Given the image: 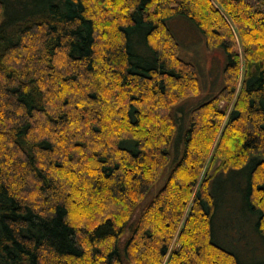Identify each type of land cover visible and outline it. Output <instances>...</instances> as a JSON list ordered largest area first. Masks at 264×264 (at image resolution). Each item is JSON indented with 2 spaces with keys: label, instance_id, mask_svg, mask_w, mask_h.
<instances>
[{
  "label": "trees",
  "instance_id": "1",
  "mask_svg": "<svg viewBox=\"0 0 264 264\" xmlns=\"http://www.w3.org/2000/svg\"><path fill=\"white\" fill-rule=\"evenodd\" d=\"M106 2L119 10L99 19L102 26L114 27L100 35L85 0H0V264H160L195 187L179 234L182 249L174 251L171 263L178 257L175 264H243L218 245L211 183L231 171L247 179L245 203L264 240V208L258 203L264 197V55L257 47L252 50L229 114L225 134L234 148L227 147L226 155L218 149L221 164L197 185L218 112L212 101L199 105L190 110L188 126L186 120L179 130L172 111L179 93L172 94V85L190 94L197 69L179 57L180 45L168 23L185 17L208 39L201 23L210 22L216 10L205 0ZM219 3L229 16L264 31V0ZM218 46L226 55L222 92L227 95L220 92L217 98L230 101L235 86L229 87L228 80L238 71V59L231 44ZM102 76V84L109 83L104 86L110 89L109 100L115 97L112 110L119 130L125 126L128 131L115 136L113 153L106 155L90 152L85 136L67 132L72 124L80 126L93 145L108 150L95 141L105 135L106 101L98 95ZM52 84L76 92L87 85L88 92L71 102L53 96ZM146 99L156 112L150 133L144 128L150 116L138 108ZM59 137L67 139L65 148L56 144ZM72 150L89 154L90 160ZM87 162L94 165L92 178L81 177L78 189L69 186L71 193L48 172L80 177ZM74 198L88 202L91 211L80 220L92 224L89 228L70 222ZM231 222L230 216L229 228L235 229Z\"/></svg>",
  "mask_w": 264,
  "mask_h": 264
},
{
  "label": "rangeland",
  "instance_id": "2",
  "mask_svg": "<svg viewBox=\"0 0 264 264\" xmlns=\"http://www.w3.org/2000/svg\"><path fill=\"white\" fill-rule=\"evenodd\" d=\"M201 1L203 2L204 0ZM205 1L207 3H210L216 10L215 13L210 12L212 17L210 19V22L204 19V21L201 23L208 35V39L200 32L198 28H196V26L192 25V23H190V21H188V19L185 17H175L168 23L171 32L180 45L179 57L183 61L192 63L197 69L196 83L195 85H193L194 88L190 94L187 95L186 90H182V88H179L178 85H172V94L176 95L179 93V96L175 98L176 100L172 99L174 100V107L172 111L174 110L177 116V121H179V130L185 128L186 120L188 126L190 110L198 107L199 105H203L208 101H212L216 112H218V114L215 116L218 127L215 132L214 140L210 145L211 148H209V155L204 164L197 185L202 181V178L207 172L209 174H212L217 165L221 164L220 155L219 153H217L218 149L220 150V152H223V154L226 155L227 147H231L232 149L234 148V143L229 141V134H225L229 114L240 95L241 83L245 74V70L247 68V63L252 62V50L254 49V47H257L258 49L256 50V52L260 55H264V31L260 28V26H257L256 23L251 26L249 22L243 23L242 21H240V19L235 18V16H229V14L226 12V9H224L220 5V0ZM85 2H87L86 4L91 14L90 16L94 17L95 19L96 27L101 33L100 35H103L102 33L106 31L112 33L114 27L112 25L102 26V23L101 21H99V19L104 18V16H107L110 12L117 14L119 9L107 4L106 0H100V3L97 0H94L93 2H88V0H85ZM199 6L201 7V5ZM201 9L205 11V6L203 8H200V11ZM247 16L251 17L252 13L248 11ZM110 21L112 22L111 19ZM116 23L117 22H115V24ZM249 32L252 33V36ZM100 35L97 37L98 42H101ZM153 42L156 45H165V43L162 44L160 43V40L157 39H153ZM219 42H225L226 44H231L233 46V50L235 51L239 64L238 71L235 77L231 79L232 81L228 80L229 87L232 85L235 86V91L230 101H225L224 99L217 98L219 93L222 92L223 88L225 87L223 73L226 63V55L224 50L218 46ZM104 80L105 78L103 76L98 77V82L101 83V85L98 86V95L101 97V99H104V102L106 101L105 104L107 109L106 111H103V128L105 130V135L101 139H95V141L98 144L100 143L101 145L105 144L108 147V150L102 148V146L93 145L91 143L92 140L90 139V137L81 132L80 126L72 124V126L67 129V132H74L80 136H85L84 139L88 143L90 152L98 151L101 154L106 155L110 152L113 153L111 146L115 136L128 131L125 126L122 132L119 130L120 127L119 122L116 119V113L114 112V110H112V101L113 99L115 100V97L112 96L111 100H109V96L111 95L110 89H105L104 87L109 83L104 82L105 84H102ZM88 86L91 87V84ZM86 87L87 85H84V87L80 89V91L76 92L70 90L67 87L52 84V88L54 90L52 92V95L61 99L69 98V100L73 102L77 97H81L82 94L88 92ZM226 95L227 93H221V96L224 98L226 97ZM108 103H110L109 109L107 107ZM72 104L77 105L76 103ZM78 105L87 106L93 110H96L98 108L87 103ZM138 108L145 110L150 116V119L144 122V124L146 123V125L144 126L145 132L150 133L153 124L155 109L151 106L149 99H146L142 105H138ZM66 110L70 111V108H67ZM208 115L209 113H204V117H208ZM39 122L44 125V122L42 120H40ZM48 135L50 139L55 142V140H53V135H51L50 132L48 133ZM142 137L146 138L145 135H142ZM65 142H67L66 138L63 139L62 137H59V141L56 142V144L60 148H65ZM200 147H203V145H200ZM71 152L75 156L83 158V160H90V158H87L89 157V154L86 155L85 153L76 152L73 150ZM85 155L86 157H84ZM61 163L63 165H66L63 160H61ZM86 168V171H83L82 173H79L75 170V172L82 174L79 175L80 177H78L77 175L76 177L75 175L70 177V173H67L65 171L63 173H56L54 171L48 172L62 186L65 185L68 192L69 186L74 189H78V187L82 185L80 179L81 177L86 181L92 178L90 169L94 168L93 163H88ZM231 172L234 173H231L230 175L229 173H220L216 175L211 183V190L215 196L217 208V221L214 222V227H216L217 225L219 226V229L215 232V237L219 242L218 245L235 254L239 262H243V264H257L264 261V240L257 235L255 225L252 220V211L245 203L247 179L244 178L243 180V178H235L234 175L236 171ZM162 185L163 181L161 180L154 186L152 195H154L162 187ZM196 189L197 187L193 189V194L189 199V203L186 207L184 215L180 223L178 224L173 238L168 246L167 254L160 264H168L169 261L170 264H175V262H177L178 257H176V259H173L172 263L171 258L174 254V251L182 249L179 241V234L182 230L184 221L187 218ZM68 193L71 192L69 191ZM78 201L79 200L77 198H74V202L76 203V205L73 204L75 207H73V205L70 206V222H72V224L77 227L89 228L92 224H86L85 222H82L80 220L83 213H86L87 210V213L91 211L90 209H87L88 207H85L87 206L88 202ZM258 203L262 206V208H264L263 196H261L260 198L258 197ZM230 216L232 218L231 225L235 227V229L229 228ZM237 231L239 232V239L235 238L234 236ZM181 252L183 253V251ZM84 262L88 263L87 258H84Z\"/></svg>",
  "mask_w": 264,
  "mask_h": 264
}]
</instances>
